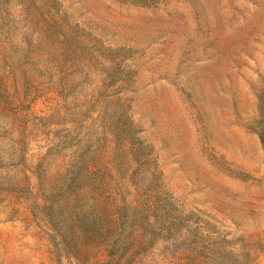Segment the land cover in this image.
I'll return each instance as SVG.
<instances>
[{"label":"rangeland","instance_id":"obj_1","mask_svg":"<svg viewBox=\"0 0 264 264\" xmlns=\"http://www.w3.org/2000/svg\"><path fill=\"white\" fill-rule=\"evenodd\" d=\"M0 264H264V0H0Z\"/></svg>","mask_w":264,"mask_h":264}]
</instances>
